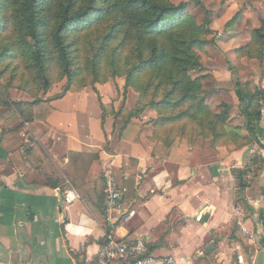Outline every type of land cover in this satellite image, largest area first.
Instances as JSON below:
<instances>
[{
  "label": "crops",
  "instance_id": "obj_1",
  "mask_svg": "<svg viewBox=\"0 0 264 264\" xmlns=\"http://www.w3.org/2000/svg\"><path fill=\"white\" fill-rule=\"evenodd\" d=\"M124 84L58 97L55 89L46 121L0 120V264H92L111 233L183 264H237L240 253L264 264V123L238 150L167 147L154 112L129 120L139 95L129 90L123 103ZM108 174L135 212L114 227L104 212ZM70 187L80 200L66 205Z\"/></svg>",
  "mask_w": 264,
  "mask_h": 264
},
{
  "label": "trees",
  "instance_id": "obj_2",
  "mask_svg": "<svg viewBox=\"0 0 264 264\" xmlns=\"http://www.w3.org/2000/svg\"><path fill=\"white\" fill-rule=\"evenodd\" d=\"M185 8L169 0H0V68L5 66L0 79H6L9 70L11 80L20 76V67L13 65L19 57L29 71L27 77H19L26 87L44 85L53 73L68 80L67 92L87 88L88 84L80 90L72 88L82 72L91 75L89 85L95 91L96 84L124 78V96L129 90L139 95L129 120L147 110L154 112V134L165 146H191L200 137L212 136L215 148H245L257 141L256 121L264 91L247 93L240 81L234 83L252 140L241 135L239 128L227 126L228 105L224 104L219 114L211 111L203 88L206 78L191 76L202 69L197 52L208 44L203 39L205 25L197 27ZM205 23L210 25L208 17ZM237 52L264 59V21L254 31L251 43ZM229 71L236 75L231 64ZM247 94L251 95L249 103ZM36 102L14 103L8 111L0 112V120L10 119V109L15 106L19 114L14 111L12 116L19 115L23 122L46 121L53 112L50 99ZM23 106H30V115ZM180 126L183 134H189L188 126L193 128L189 136L193 143L171 130Z\"/></svg>",
  "mask_w": 264,
  "mask_h": 264
},
{
  "label": "rangeland",
  "instance_id": "obj_3",
  "mask_svg": "<svg viewBox=\"0 0 264 264\" xmlns=\"http://www.w3.org/2000/svg\"><path fill=\"white\" fill-rule=\"evenodd\" d=\"M172 5L179 7L185 6V12L195 20L197 27L204 26L203 39L208 41V44L197 54L200 56L202 69L191 72L193 78L205 77L203 81V88L207 94L206 103L212 112L219 114L224 111V104L230 107L229 120L227 126L231 128H239L240 134L247 136L246 138L252 140V136L247 132L243 133L246 125L245 116L240 108V103L234 93L235 80L240 81L244 91L247 93H256L258 91H264V59L250 58L248 56H240L238 50L246 47L251 43L253 33L256 29L261 27L262 21H264V0H169ZM208 17L211 21L207 26L205 19ZM234 17L236 20L231 22ZM256 27V28H255ZM18 58L13 63L14 67L19 66V77H27L29 71L25 69L26 63ZM229 64L233 65L236 70L235 76L227 75L229 71ZM5 67V66H4ZM0 68V71H3ZM221 81L227 80V84L222 82L221 85L217 83L214 76ZM261 76V77H260ZM7 78L0 79V105H2V111H8V106H12L14 103L32 104L36 101L46 100V95L50 91L56 89L55 97L65 94L68 89V80L59 79L56 73L51 75V79L44 80V85L38 84L26 85L19 80H11L12 72L6 76ZM77 80L73 81V89L80 90L86 84L87 88H93L91 85L92 78L87 72H82ZM125 82L124 78H118L116 80H108L105 84H117L118 81ZM52 82L50 87L45 90L43 86ZM224 84V85H223ZM61 87V88H60ZM263 87V88H262ZM53 93V92H52ZM262 100V98H261ZM126 102V96L124 102ZM37 103V102H36ZM29 115L31 113L30 106H23ZM29 108V109H28ZM12 112H10V120L12 124L22 120L18 116H12L13 112L19 114V110L13 106ZM184 128V126H182ZM174 133L180 134L185 138L188 143H193L194 139L189 138L190 133L193 131L191 126H188L186 131L189 134H183L180 127H174L171 129ZM247 131V130H246ZM212 136L208 139L198 138L195 146L198 142L202 145L203 149L210 145L213 149ZM208 141V142H206ZM221 147V146H219ZM224 147V146H222ZM226 147V146H225ZM218 148V147H217ZM227 148V147H226ZM235 148V147H234ZM229 148V149H234Z\"/></svg>",
  "mask_w": 264,
  "mask_h": 264
},
{
  "label": "built area",
  "instance_id": "obj_4",
  "mask_svg": "<svg viewBox=\"0 0 264 264\" xmlns=\"http://www.w3.org/2000/svg\"><path fill=\"white\" fill-rule=\"evenodd\" d=\"M258 122L264 123V98L260 102ZM80 200V195L72 187L63 192V202L72 205ZM104 212L112 226L126 222L135 214L134 211H127L124 206L123 195L112 174L106 176L104 190ZM201 217H197L200 221ZM113 226V227H114ZM255 258L248 261L244 253L237 255V264H255ZM92 264H183L175 256H156L149 250L145 240L136 241L118 240L111 233L106 243L102 246L98 257Z\"/></svg>",
  "mask_w": 264,
  "mask_h": 264
},
{
  "label": "water",
  "instance_id": "obj_5",
  "mask_svg": "<svg viewBox=\"0 0 264 264\" xmlns=\"http://www.w3.org/2000/svg\"><path fill=\"white\" fill-rule=\"evenodd\" d=\"M239 174H241V172H238ZM244 173H246V172H244Z\"/></svg>",
  "mask_w": 264,
  "mask_h": 264
}]
</instances>
